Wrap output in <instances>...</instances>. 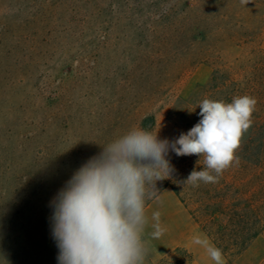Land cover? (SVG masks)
I'll return each instance as SVG.
<instances>
[{
    "label": "rangeland",
    "instance_id": "rangeland-1",
    "mask_svg": "<svg viewBox=\"0 0 264 264\" xmlns=\"http://www.w3.org/2000/svg\"><path fill=\"white\" fill-rule=\"evenodd\" d=\"M258 50L264 0H0V264H59L51 202L74 172L148 118L146 129L177 139L201 119L213 71L249 72ZM167 159L171 176L205 168L197 155ZM165 182L146 204L147 233L157 211L165 231L146 236L145 264H215L192 243L208 237ZM258 183L219 176L222 194L237 191L225 203L237 198L224 264L264 261ZM255 230L243 253L241 232Z\"/></svg>",
    "mask_w": 264,
    "mask_h": 264
},
{
    "label": "clouds",
    "instance_id": "clouds-1",
    "mask_svg": "<svg viewBox=\"0 0 264 264\" xmlns=\"http://www.w3.org/2000/svg\"><path fill=\"white\" fill-rule=\"evenodd\" d=\"M256 104L248 95L231 103L203 99L199 122L173 141L140 127L102 146L51 202L59 264H145L146 236L159 239L165 231L157 211L152 214L153 231L147 233L146 204L159 199L157 182L174 172L169 151L204 158L205 168L194 169L184 182L194 187L218 182L223 171L238 162L236 151L252 126ZM192 243L203 247L215 264H224L222 250L208 238L196 235Z\"/></svg>",
    "mask_w": 264,
    "mask_h": 264
},
{
    "label": "trees",
    "instance_id": "trees-1",
    "mask_svg": "<svg viewBox=\"0 0 264 264\" xmlns=\"http://www.w3.org/2000/svg\"><path fill=\"white\" fill-rule=\"evenodd\" d=\"M256 60L248 72L246 68H240V72L230 68L215 69L212 73L206 97L226 103H231L233 98L248 95L257 100L255 111L252 114V126L242 136L240 147L236 151L238 162L234 161L229 168L223 171L222 178L228 173L232 177L251 178L264 183V53L257 51ZM242 72V73H241ZM147 121L154 125V119H145L143 128H147ZM195 170H203L198 167ZM193 168H189V173H176L170 179H166L165 187H169L179 202L187 209L189 215L197 226L205 233L211 242L222 251L228 249L225 245V237L231 234L237 235V228L232 230L229 223L237 219V198L227 205L228 193L237 194L233 186L224 188L225 194L221 193L220 187L216 183L201 182L198 187L188 184L186 181ZM215 175V173H212ZM258 183L257 187L263 190L264 186ZM233 190V191H232ZM191 205V208L189 207ZM245 215V213L243 214ZM224 218L227 222L224 223ZM234 228V227H233ZM242 241L236 246L240 251H244L250 242L261 235L259 230L253 232H241Z\"/></svg>",
    "mask_w": 264,
    "mask_h": 264
},
{
    "label": "crops",
    "instance_id": "crops-1",
    "mask_svg": "<svg viewBox=\"0 0 264 264\" xmlns=\"http://www.w3.org/2000/svg\"><path fill=\"white\" fill-rule=\"evenodd\" d=\"M258 238H255L253 241H251V243L249 244L248 248H246L243 253L247 252L248 249L255 243L257 242ZM261 264H264V261L261 263Z\"/></svg>",
    "mask_w": 264,
    "mask_h": 264
}]
</instances>
